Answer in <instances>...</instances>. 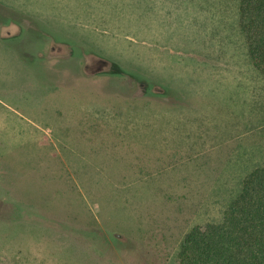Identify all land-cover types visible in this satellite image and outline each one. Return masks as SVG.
Here are the masks:
<instances>
[{
	"label": "rangeland",
	"instance_id": "374dc122",
	"mask_svg": "<svg viewBox=\"0 0 264 264\" xmlns=\"http://www.w3.org/2000/svg\"><path fill=\"white\" fill-rule=\"evenodd\" d=\"M240 0H0V264H180L264 162Z\"/></svg>",
	"mask_w": 264,
	"mask_h": 264
},
{
	"label": "trees",
	"instance_id": "16d2710c",
	"mask_svg": "<svg viewBox=\"0 0 264 264\" xmlns=\"http://www.w3.org/2000/svg\"><path fill=\"white\" fill-rule=\"evenodd\" d=\"M240 31L248 59L264 76V0L239 1ZM180 264H264V162L244 179L220 223L193 228Z\"/></svg>",
	"mask_w": 264,
	"mask_h": 264
}]
</instances>
